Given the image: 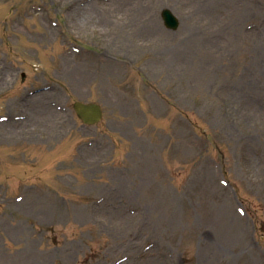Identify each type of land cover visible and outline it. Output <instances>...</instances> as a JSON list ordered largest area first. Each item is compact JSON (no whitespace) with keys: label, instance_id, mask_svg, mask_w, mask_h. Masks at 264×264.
Instances as JSON below:
<instances>
[{"label":"rangeland","instance_id":"1","mask_svg":"<svg viewBox=\"0 0 264 264\" xmlns=\"http://www.w3.org/2000/svg\"><path fill=\"white\" fill-rule=\"evenodd\" d=\"M8 115L0 264H264V0H0Z\"/></svg>","mask_w":264,"mask_h":264},{"label":"water","instance_id":"2","mask_svg":"<svg viewBox=\"0 0 264 264\" xmlns=\"http://www.w3.org/2000/svg\"><path fill=\"white\" fill-rule=\"evenodd\" d=\"M162 16H163L164 22H165L167 27L175 28L177 26V20L169 12H163ZM75 110L77 111V113L79 115L80 114L84 115V116H82L83 118H88L89 117V116L86 115L88 110L93 112V113H91V115L93 116V118L96 121L100 117V110H99V108L97 106H94V105L84 106V105H81V104H77L75 106Z\"/></svg>","mask_w":264,"mask_h":264}]
</instances>
